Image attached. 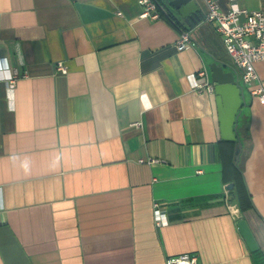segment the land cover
I'll return each instance as SVG.
<instances>
[{"label":"crops","instance_id":"1","mask_svg":"<svg viewBox=\"0 0 264 264\" xmlns=\"http://www.w3.org/2000/svg\"><path fill=\"white\" fill-rule=\"evenodd\" d=\"M206 1L195 0L192 26L170 7L190 36L179 49L177 26L140 16L138 0H0V57L16 72L12 90L0 78V264H165L181 253L264 264V105L238 81L252 199L242 212L222 178L214 91L193 86L200 70L211 82L212 61L231 70L213 54ZM254 66L264 87V62Z\"/></svg>","mask_w":264,"mask_h":264},{"label":"built area","instance_id":"2","mask_svg":"<svg viewBox=\"0 0 264 264\" xmlns=\"http://www.w3.org/2000/svg\"><path fill=\"white\" fill-rule=\"evenodd\" d=\"M227 10H222L214 0L206 1L204 19L212 25L220 36L224 49L231 60L233 70L249 92L256 96L264 105V87L257 83L255 62H264V8L248 10L237 5L236 0H229ZM142 9L140 16L156 18L159 11L154 0H138ZM190 42L187 31H181L176 46L181 49ZM56 69L65 73L66 69L61 62L56 63ZM206 72L200 70L193 77V86L213 91V83L206 79ZM0 78L5 81L7 89L12 90L16 80V72L10 69L7 59L0 57ZM139 125L140 122H134ZM150 159L149 161H156ZM153 219L156 225L166 223V214L157 202L153 204ZM165 264H197L196 255L181 253L165 258Z\"/></svg>","mask_w":264,"mask_h":264},{"label":"water","instance_id":"3","mask_svg":"<svg viewBox=\"0 0 264 264\" xmlns=\"http://www.w3.org/2000/svg\"><path fill=\"white\" fill-rule=\"evenodd\" d=\"M170 4L189 26L195 23L198 9L195 0H170ZM209 70L215 94L220 138L226 141H236L235 121L243 102L242 88L233 70H224L223 66L216 61L209 63ZM236 149L239 150V143L236 144ZM226 187L227 189L232 188V183H228ZM237 228L248 250L256 251L258 243L244 218L237 221Z\"/></svg>","mask_w":264,"mask_h":264},{"label":"trees","instance_id":"4","mask_svg":"<svg viewBox=\"0 0 264 264\" xmlns=\"http://www.w3.org/2000/svg\"><path fill=\"white\" fill-rule=\"evenodd\" d=\"M158 11L167 15V17L177 26L180 31H186L187 26L180 23L170 11V0H154ZM215 38V37H214ZM216 39V38H215ZM214 49V50H213ZM213 54L219 62L227 65L229 69L235 70L230 58L228 57L222 41L217 39L213 43ZM239 81V80H238ZM238 114V113H237ZM237 120L235 121L236 141L221 140L223 152V169L222 178L224 183H232V188L228 189L232 200L237 204L239 209L244 212L252 207V199L245 184L243 176V159L244 154V137L243 133L238 129ZM239 143V150L236 149V144ZM237 151V154L235 155Z\"/></svg>","mask_w":264,"mask_h":264}]
</instances>
